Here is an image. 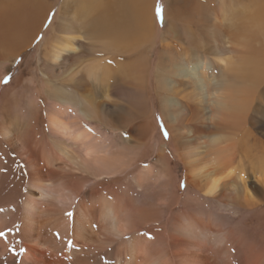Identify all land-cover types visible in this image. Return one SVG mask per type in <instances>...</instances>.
Listing matches in <instances>:
<instances>
[{"label": "bare ground", "instance_id": "obj_1", "mask_svg": "<svg viewBox=\"0 0 264 264\" xmlns=\"http://www.w3.org/2000/svg\"><path fill=\"white\" fill-rule=\"evenodd\" d=\"M157 4L162 9L159 20ZM35 44L37 67L20 71L16 86L24 87L19 83L23 76H41L29 80V87L42 104L17 105L12 111L20 114L16 129L23 136L16 150L36 177L31 181L34 192L25 198L20 222L0 217V232L5 233L0 262L11 263L20 250L19 264L36 263L24 242H36L33 231L45 222L36 221L44 214L39 213V200L63 204L85 196L80 190L89 181L52 186L37 179L46 166H53L56 154L72 158L73 167L98 180L128 166L101 136L105 130L116 131L112 112L119 109L138 121L143 136L161 117L169 139L161 140L159 162L167 160V151L179 158L193 153L202 168L209 167L200 181L185 178V192L194 197L187 202L193 207L185 205V211L202 215L197 194H203L218 207L209 218L218 221L226 211L235 220L240 214L243 225L257 223L251 228L260 230V240L252 241H264V0H0V76ZM124 113L119 114L120 125ZM42 119L52 149L42 150L39 158L28 132L32 121ZM164 168L168 178L169 167ZM148 171L139 179L153 169ZM99 203L98 228L110 236L125 234L130 228L125 208L111 197ZM178 220L176 231L187 243L183 255L171 258L177 264L203 263L199 252L204 254L208 229L192 218ZM227 236H219L217 243L226 242ZM76 238L83 240L80 234ZM124 249L117 255L124 264H159L138 242Z\"/></svg>", "mask_w": 264, "mask_h": 264}, {"label": "rangeland", "instance_id": "obj_2", "mask_svg": "<svg viewBox=\"0 0 264 264\" xmlns=\"http://www.w3.org/2000/svg\"><path fill=\"white\" fill-rule=\"evenodd\" d=\"M56 9L57 7L55 6L49 22H51V17ZM46 27L43 28L46 29ZM44 30L42 29L39 32L40 34L36 42L40 41ZM35 50L36 44L28 49L20 57L21 59L19 58L13 61L11 68H7L8 74L5 75L10 78L9 82L7 84L0 83V169L5 170L0 171V217H12L17 222L21 221L25 198L29 196L28 194L34 192L31 181L36 179V177L34 178L30 173L31 171H28V166L16 150L17 139H22L23 133L21 130L18 131L16 129L17 117L20 114L15 115V112L12 113V111L18 107L17 105L20 107H28L29 104L33 106L32 103H38L37 106L42 104L39 98L38 100L33 99V96L36 95L31 87H29V80L32 78L37 79L41 76L38 74L33 77L31 75L23 76L20 78L19 83L24 87L21 88L20 85L16 86L17 76L20 71L28 67L33 72V69L37 67V59L34 58L36 57ZM1 70L2 68L0 72ZM5 76H0V80H3ZM123 112L126 113V116L125 119L123 118L121 120L122 124L120 125L118 124L119 114ZM127 112L121 109L113 111L112 119L114 127H117L118 130H105L102 133L107 134L101 135L105 139L110 140L113 143L114 152L127 161L128 166L124 167L123 170L118 171L117 174L110 178H101L98 180L97 178L94 179L90 172L87 175L73 167L71 156V160H67L65 157L56 154V161L53 163V166H46L48 170L43 171L40 177H37L41 181L45 179L44 182H49L50 185H57L59 182H64L67 186H76V184L79 186L88 181L89 184L80 190L82 193L86 191L85 196L75 199L72 202H64L61 204L52 199L38 201L40 203L39 213L43 211L45 215L40 214L41 216H36V221L45 222H43V226L36 225L35 228L37 231L34 229V234L32 233L34 238H38L36 242H24V248H28L34 252V256L36 257V261H34L36 263L34 264H75L76 262L78 264H124L123 259H118L117 255L120 256L124 253L122 251L125 250L124 248H129L131 241L145 246L149 254L159 264H177L176 262L178 260L172 258L178 253V255H183V248H186L185 243H187V239L183 238L176 231L177 221H180L178 218L181 220L192 218L202 228H205V230L208 229L207 231H209V235L204 242V254L199 252L200 260L203 263L201 262L199 264H264V241H252V238L260 240L257 237L260 234V230L251 228L257 225V223H244L246 225L244 226L243 221L241 222L240 220V214L234 216L235 220H230L226 217L229 214L226 211L223 214L219 213L222 218L218 221L213 220L212 217L209 218V215L215 209L218 210V207L215 203L206 201L203 194H197L200 196L199 203H202L204 207V213L202 215L196 214L195 210L190 212L185 211V208L193 207L190 205V199H194V197L189 196V193L186 194L185 188H180V182H185L186 177L190 180L195 179L200 181L204 179L205 172L209 167L202 168V162L200 160L197 161L198 157L193 153H188L179 158L180 156L178 154L167 151L165 153L167 159L165 162H168H159L158 156L160 155L158 147L161 145V140L167 141L160 131V124L153 125L150 132L143 136L140 132L141 130L137 129L138 121ZM43 119L41 121L42 123L39 124H35L36 122L32 124L33 121L31 124H27H30L29 128L31 130H29L28 134L32 133L29 134V136L31 135L29 137L30 141L34 142L32 146L38 151V153H34L35 156L37 155L36 157H39V153H42V150L48 151L52 149L50 145L52 141L46 135V127ZM14 121L15 124L13 123ZM166 164L169 167L167 169L170 170L168 178L164 176V167ZM144 165H147V167H144ZM144 169L149 171L153 169V171L147 172L149 176H146V178L149 177L148 179L140 180L141 172ZM104 197H111L113 201L121 204V207L125 208V213L129 216L130 225L129 230L125 234L110 236L105 234L103 228H98L97 224L101 225L99 223L101 211L98 210V207L100 205L99 202ZM179 202L185 203H182L184 205H180ZM187 202L190 204H187ZM78 207L81 209L82 216H78ZM67 212H73L72 219H69L65 215ZM56 220H59V223H55ZM93 231L94 233H92ZM226 232L229 233L227 234ZM78 234L82 235L83 240L76 238ZM149 234L151 238H149ZM219 236H227L228 239L226 242L222 240L221 243H217L221 239ZM181 237L184 241H181ZM214 237L216 238V242L213 243L212 240ZM246 237L247 239H245ZM69 241L72 243L70 244ZM127 255H129V251ZM187 257H190V253H188ZM246 258L250 259L247 260ZM7 261H4V263L2 261L0 264H19L20 250L11 263Z\"/></svg>", "mask_w": 264, "mask_h": 264}, {"label": "snow or ice", "instance_id": "obj_3", "mask_svg": "<svg viewBox=\"0 0 264 264\" xmlns=\"http://www.w3.org/2000/svg\"><path fill=\"white\" fill-rule=\"evenodd\" d=\"M161 11H162L161 6L159 4H157V6H156V17H157L158 20L161 18ZM9 79L10 78L8 76H5L3 78V80H0V83L7 84L9 82ZM156 119H157V122L160 124V131L163 134L164 139L165 140H168L169 139V133H168L167 129L165 128V126H164V124L162 122L161 117L160 116H157ZM89 131H91V129H89ZM144 167H147V165H144ZM0 171H5V170L4 169H0ZM185 187H186L185 182L184 181H181L180 182V188L181 189H184ZM65 215L69 219H72V217H73V213L72 212H68ZM4 235H5L4 232H0V237H3ZM149 238H151L150 237V234H149ZM69 243L71 244L72 242L69 241ZM21 251H23V249H21ZM233 251H235V249H233Z\"/></svg>", "mask_w": 264, "mask_h": 264}]
</instances>
